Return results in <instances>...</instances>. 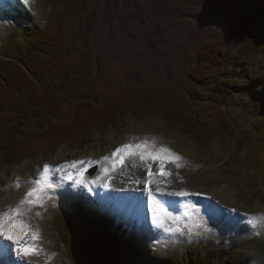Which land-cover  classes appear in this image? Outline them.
<instances>
[{
	"label": "rangeland",
	"instance_id": "rangeland-1",
	"mask_svg": "<svg viewBox=\"0 0 264 264\" xmlns=\"http://www.w3.org/2000/svg\"><path fill=\"white\" fill-rule=\"evenodd\" d=\"M94 2L96 3L92 12L78 25V30L65 37L60 47H46L44 54H38L39 51L33 45L37 44V34H44L48 28L52 0H29L26 5L16 4L13 0L17 15L2 14L13 16L17 29L11 24L9 28L14 31L9 35L0 29V65H5L1 56L17 62L22 70L28 60L39 63L32 69L36 78L27 77L23 70L20 74L24 79L17 83L18 86L14 83V76L13 81L9 78L3 80V83H10L11 86L0 84V132H5L2 138L15 141L25 137L40 123L39 119L46 118L48 114H55L57 117L71 116L75 104H82L88 99L104 100L112 92L125 86L149 87L161 79H166L179 86L184 93L189 92L195 96L189 79L192 63L206 40L220 38L230 27V19L219 7L212 5L210 0ZM17 17L24 22L18 21ZM2 68L0 66L1 72ZM233 70L225 75L212 77L209 83L213 86L210 87L216 89L227 85L237 90L233 81L238 80V86H244L243 89L248 92L262 91L261 105L250 96H247L246 105L242 98L236 96L238 94L223 95L220 90H204L199 98L201 104H192L186 99L189 108L195 114H201L205 129L219 133L216 138L197 142L180 136L177 131L167 126H159L160 122L157 124L155 120H130L129 130L134 129L132 126L137 131L145 128V138L150 148L163 146L181 157L180 166L174 164L171 170L174 171L171 175L173 191L186 190L201 194L187 198H166L180 200H176L178 208L175 210L166 208L168 212L180 208V215L173 223V229L180 228V232L164 233L155 228L152 225L151 211L148 209L149 221L146 219L145 208L141 209L143 215L140 211L138 214L139 218H143L140 223L143 222V226H146L141 231L145 230L141 233V238L134 237L136 232L127 236L126 230L120 234L119 228L116 230L114 236L121 235V238H126L141 262L152 264L172 259L181 261L195 254L201 258L214 255L224 264H264V230L249 228L247 231L230 232L214 227L213 222L212 225L205 223L208 222V205L216 202L225 208L235 209L238 214L264 215V120L258 119L264 114V58L242 59L237 69ZM208 104L211 106L208 107ZM131 131L128 133H136L138 136L139 131ZM119 133L123 136L119 140L121 144L128 134L125 130ZM116 140L109 144L113 145ZM104 141L106 138L100 139L97 145H92V149L88 147L82 152L75 151L76 146H62L53 157H34L15 167L0 162V215L10 213L19 206L21 215L15 219L20 222L24 220L28 226L26 235L21 237V245L0 237V243L12 244V260H18L20 264H69L66 260L68 253L56 225L60 214L69 213L68 215L73 214L83 219L95 218L101 225L100 228L105 230L107 226L111 229L108 219L122 214L120 209L114 206L113 209L118 212L112 217L108 216V210L102 215L105 226L97 214L102 212L95 206L97 200L101 201L102 196L109 193L107 188L111 182L107 178L98 182L99 179L92 180L88 176L91 168L101 165L96 163L99 159L91 157ZM135 144L138 143L133 145ZM73 161H92L93 164H81L76 169L69 167L62 168L61 171H50L47 176L52 187L46 188L42 195L43 206L21 204L27 193L37 187L34 181L45 176V165L54 170L59 166L70 165ZM158 163L153 162V166L156 167ZM116 166L112 164V167ZM85 167L87 172L83 180L89 183L76 185L75 179L80 178L77 172ZM104 167L109 172L111 167ZM166 167H169L168 164ZM141 169L149 170L147 166L144 168L138 158L132 163L128 162L123 177L119 176L117 183L115 180L113 190L110 191L113 195L106 198L113 200L117 197L115 193L120 190L130 192L129 189L133 188L132 192L141 191L138 188L142 189L149 180L142 178ZM166 171L170 172L169 169ZM151 179L152 183L157 181L155 177ZM164 181L166 177H162L159 184ZM65 188L82 192V195L78 199L69 200L63 195ZM89 188L92 190L89 191ZM158 188L165 191L163 186ZM139 194L136 198L142 200L145 207L148 197L141 195L142 192ZM205 197L211 199L207 200ZM220 197H223L222 201ZM27 199L36 200V196ZM195 200L206 201L205 207L195 209L196 215H184L189 210L188 203ZM225 201L232 203V206ZM126 220L136 221L129 216ZM4 224L7 227L8 221ZM205 227L211 231H205ZM32 232H37L39 239L33 241ZM83 232V236H86L85 230ZM42 242L46 244L43 247L40 245ZM18 246H34L37 252L30 255L34 259L29 261L17 256Z\"/></svg>",
	"mask_w": 264,
	"mask_h": 264
},
{
	"label": "trees",
	"instance_id": "trees-1",
	"mask_svg": "<svg viewBox=\"0 0 264 264\" xmlns=\"http://www.w3.org/2000/svg\"><path fill=\"white\" fill-rule=\"evenodd\" d=\"M212 2L227 9L232 32L229 36L225 35L217 40H206L195 62H191L189 79L195 96L189 92L184 93L179 86L166 79H161L149 87L125 86L104 100L88 99L78 104L74 107L72 116L56 119L53 114L55 119L49 123L47 130L35 131L15 142L0 144V160L6 165H18L34 157L55 156L61 145L82 148L89 144L97 133L104 135L111 129L124 128L130 117L138 120H158L168 128L195 140L216 138L219 133L205 129L201 114H195L187 105L186 99L192 104H201L199 98L204 90H220L223 95H251L252 99L261 105V91L248 92L243 89L245 87H237L236 90L227 85L216 89L210 87L213 86L209 83L212 77L234 71L242 57L264 56V42L251 35L249 24L242 20L245 6L240 0ZM93 6L94 0H53L48 28L44 34H37V50L44 51L46 47L54 45L59 47L65 37L78 30V25L90 15ZM234 46L240 48L238 51L241 53L235 59L232 55ZM26 67L32 69L29 64ZM20 71L23 70L17 64L9 63L3 67L7 79L13 81V76L16 78L15 84L23 80ZM209 106L211 105L208 104ZM91 225V221L86 222L87 228ZM69 226L68 221L61 219L59 234L75 264H151L139 261L138 255L126 238L114 237L110 233L100 237L90 230L88 241L85 242ZM155 264L224 263L216 256L210 255L206 258L192 256L181 261L176 259Z\"/></svg>",
	"mask_w": 264,
	"mask_h": 264
},
{
	"label": "snow or ice",
	"instance_id": "snow-or-ice-1",
	"mask_svg": "<svg viewBox=\"0 0 264 264\" xmlns=\"http://www.w3.org/2000/svg\"><path fill=\"white\" fill-rule=\"evenodd\" d=\"M29 0H15L16 4H28ZM0 4L6 5L7 7H14L13 0H0ZM148 142L145 140L142 143L138 144H125L122 145L120 148L116 149L115 152L111 154L109 157H104V160H109L111 157H118V163L123 165L125 163V159L131 156H139L140 160H151L153 162H159V172L156 173L160 176H167L169 173L166 171V164L167 163H174L177 167L180 166L181 157L172 153L170 149L160 146L159 148H153L149 150ZM96 163H100L97 161ZM87 164L92 165V161H73L70 165H63L59 166L56 169L52 170L48 165L43 167V173L45 174L44 177L34 181L37 184V187L30 190L27 193V197L36 196V200H29L27 197L25 200L21 201L23 203L34 204L36 206H43L42 205V195L46 188L52 187V182L48 178L47 174L50 171H61L62 168H73L76 169L78 165ZM115 170V167H113ZM105 174H107L108 169H105ZM85 172H87V167L83 170L77 172V176L80 177L75 179L74 183L76 185L87 184L88 181H84L83 177ZM148 184H152L151 177L153 176V172L148 170ZM107 187V185H105ZM92 189L89 188V191ZM157 191L160 193L159 197L153 199L152 205L150 207L151 215H152V225L155 228L161 230L164 233H173L180 232V228L173 229L168 225V212L165 210L166 208H176L177 201L176 200H168L164 199V197H178V198H187L190 196H199V193H191L186 190L180 191H162L157 188ZM63 195L69 200L78 199L82 192L73 191L71 188H65L63 191ZM149 198H153V193L149 190ZM108 198H101L100 204H104L105 200ZM205 199L210 200V197H205ZM96 203V202H93ZM39 215V213H37ZM207 216L208 221L213 222L214 227H218L221 230L227 231H247L249 228L256 231L264 230V215H250V214H238L235 213V209L225 208L219 202H216L214 205L209 204L207 208ZM21 215V209L18 206L16 209L12 210L10 213H4L0 215V237H2L5 241H11L14 244L19 245L21 237L16 234L15 229L19 228L23 232L25 229L28 228L27 225L22 224L20 221L16 220L15 217ZM184 215H189V213L185 212ZM243 216V219H239V217ZM174 220L175 217H172ZM9 221L7 227H5L4 222ZM199 226V225H198ZM205 231H211V229L205 227ZM31 239L33 241L39 239V235L37 232L31 233ZM12 244L9 243H0V264H20L18 260H12L11 253H12ZM37 249L33 247H20L16 248L17 256H30L36 254Z\"/></svg>",
	"mask_w": 264,
	"mask_h": 264
},
{
	"label": "bare ground",
	"instance_id": "bare-ground-1",
	"mask_svg": "<svg viewBox=\"0 0 264 264\" xmlns=\"http://www.w3.org/2000/svg\"><path fill=\"white\" fill-rule=\"evenodd\" d=\"M138 174V173H137ZM133 176V175H132ZM137 177V176H136ZM140 177V176H139ZM132 179H133V177H131ZM138 178V177H137ZM139 179V178H138ZM118 180V179H117ZM117 180H116V183H117ZM137 180V179H136ZM130 181V180H129ZM134 183V182H133ZM137 183V182H136ZM128 184V183H127ZM140 184V183H139ZM116 186V185H115ZM132 186H134V185H132ZM116 189V188H115ZM121 189V188H120ZM109 200L110 201H108V199H107V201H108V204L110 203V202H112V200H111V198L109 197ZM124 200V198L123 197H120L119 199H118V202L117 203H115V202H112L113 203V206H115V207H117V209H120L121 207H122V205H121V203H122V201ZM5 202V201H4ZM19 203V202H18ZM110 205V204H109ZM119 205H121V206H119ZM126 206H127V204H125ZM110 206H112V205H110ZM119 206V207H118ZM128 208V207H127ZM130 210V208H128V210H126V211H129ZM116 212H118V211H116L115 209H108V212H107V214H108V216H110V217H112L113 215H116ZM128 213V212H127ZM141 214L143 215V213L141 212ZM121 215V214H120ZM129 217H131V218H133L134 220H136V218L137 217H135L134 216V214H130V212H129V215H128ZM141 220L143 219L142 217L140 218ZM10 222L8 221V224H9ZM22 224H24L25 225V222H24V220L21 222ZM6 225V224H5ZM15 232H16V234H19L20 235V237H24L25 235H26V232H27V230L25 229L23 232L21 231V229H19V228H17V229H15ZM20 245H21V242H20ZM34 255V254H33ZM23 258H25V259H27V260H29V261H31V260H33L34 258H33V256H26V257H24L23 256Z\"/></svg>",
	"mask_w": 264,
	"mask_h": 264
},
{
	"label": "water",
	"instance_id": "water-1",
	"mask_svg": "<svg viewBox=\"0 0 264 264\" xmlns=\"http://www.w3.org/2000/svg\"><path fill=\"white\" fill-rule=\"evenodd\" d=\"M128 212V211H127Z\"/></svg>",
	"mask_w": 264,
	"mask_h": 264
}]
</instances>
